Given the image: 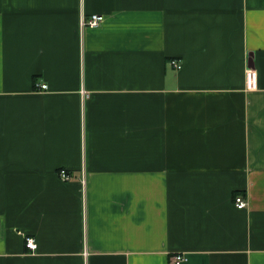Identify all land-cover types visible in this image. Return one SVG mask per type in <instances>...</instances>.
<instances>
[{
    "label": "crops",
    "instance_id": "1",
    "mask_svg": "<svg viewBox=\"0 0 264 264\" xmlns=\"http://www.w3.org/2000/svg\"><path fill=\"white\" fill-rule=\"evenodd\" d=\"M176 254L264 264V0H0V264Z\"/></svg>",
    "mask_w": 264,
    "mask_h": 264
},
{
    "label": "built area",
    "instance_id": "2",
    "mask_svg": "<svg viewBox=\"0 0 264 264\" xmlns=\"http://www.w3.org/2000/svg\"><path fill=\"white\" fill-rule=\"evenodd\" d=\"M103 21H104V16L98 14H92L87 18L81 17L79 24V33L82 36L85 30L98 28L103 23ZM172 64L175 68L179 67V64L175 61H173ZM244 79H245L246 91L252 92L257 89L258 77H257V72L254 68H247L245 70ZM39 88L41 90H46L47 86L42 84L39 85ZM58 176L63 181H69L71 179L70 175L66 172L65 169H60L58 171ZM84 181H85L84 176H82L81 183L84 184ZM233 200H234V205L237 209L241 210L246 207V200L242 195L235 196ZM25 248L31 252L35 251L36 243H35V239L32 236H28L25 238ZM185 260L186 257L183 254H176L172 256V262H174L175 264H179L181 262H184Z\"/></svg>",
    "mask_w": 264,
    "mask_h": 264
},
{
    "label": "trees",
    "instance_id": "3",
    "mask_svg": "<svg viewBox=\"0 0 264 264\" xmlns=\"http://www.w3.org/2000/svg\"><path fill=\"white\" fill-rule=\"evenodd\" d=\"M237 195H242V194L236 193V194H234L233 198H234L235 196H237ZM242 196H243V195H242ZM243 197H244V196H243Z\"/></svg>",
    "mask_w": 264,
    "mask_h": 264
}]
</instances>
